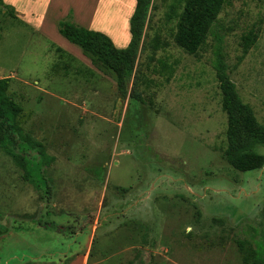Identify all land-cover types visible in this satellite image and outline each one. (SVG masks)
Masks as SVG:
<instances>
[{
  "label": "rangeland",
  "instance_id": "obj_1",
  "mask_svg": "<svg viewBox=\"0 0 264 264\" xmlns=\"http://www.w3.org/2000/svg\"><path fill=\"white\" fill-rule=\"evenodd\" d=\"M117 1H97L109 21L98 24V14L89 21L101 28L90 30L123 49L131 2ZM185 1L153 0L135 64L142 104L98 67L68 75L69 61L30 28L54 18L42 1H4L14 12L0 6V79L10 80L7 95L21 108L19 128L42 145L51 188L46 210L0 149V264L86 255L88 264H243L239 243L264 253V166L240 173L225 161L227 120L212 66L221 39L228 77L264 126V0H224L195 55L174 39ZM41 214L53 227L36 225ZM70 215L80 217L74 232L57 230L77 225Z\"/></svg>",
  "mask_w": 264,
  "mask_h": 264
},
{
  "label": "trees",
  "instance_id": "obj_2",
  "mask_svg": "<svg viewBox=\"0 0 264 264\" xmlns=\"http://www.w3.org/2000/svg\"><path fill=\"white\" fill-rule=\"evenodd\" d=\"M224 0H186L175 32V42L189 55H195L204 44L216 21ZM0 6L14 12L13 8L0 0ZM154 10L153 0H135V7L128 22L129 42L126 48H117L111 39L101 32L87 30L73 22L70 11L58 21V33L69 43L79 47L92 65L109 74L115 82L117 92L142 104L144 100L139 92L143 84V75L135 70L139 53L144 48L145 31L150 25V12ZM254 42L251 35L244 38V53ZM156 48L153 40L151 49ZM57 52H62L57 49ZM212 63L215 78L221 94V109L226 116V148L224 159L237 172L248 173L260 170L264 166V155L257 150L264 148V126L259 124L252 109L244 104L236 87L229 79L227 66L222 55V40H217ZM10 80L0 79V149L10 157L22 172V179L31 184L40 194L46 210L50 209L51 188L44 175V152L41 143L24 133L18 126L17 119L21 108L8 95ZM76 222L78 218L70 215ZM43 214L34 222L42 228L53 227L52 223L42 222ZM55 225L60 232L78 227ZM243 264H264V253L261 249H244ZM69 260L66 264H70ZM25 264H32L26 262Z\"/></svg>",
  "mask_w": 264,
  "mask_h": 264
},
{
  "label": "crops",
  "instance_id": "obj_3",
  "mask_svg": "<svg viewBox=\"0 0 264 264\" xmlns=\"http://www.w3.org/2000/svg\"><path fill=\"white\" fill-rule=\"evenodd\" d=\"M2 1L5 5H7L4 2V1L7 2V0H2ZM12 1L14 0H9L10 3H12ZM39 1H42L44 3V16H46L47 13L51 12L52 17L54 18L51 19V22L48 25L44 24L43 22H39L38 24L34 26L32 25V27L30 28H34L33 30H36V32H38L43 38H45L51 44L50 47L53 48L55 51H57V49L62 51L61 53L59 52V54L65 57L63 60L69 61L68 66L70 68L66 69L67 71H69L68 75L82 76L79 73V70L77 68H81V70L84 72L88 70H91V71L93 70L92 72L97 73L96 70L94 71L91 61L83 54L82 50L76 45L69 43L58 33L56 24L58 21L64 19L67 16V14L71 11L73 15V22L76 25L81 26L87 30L93 29L94 27L101 28L100 26L93 24L94 21H89L97 17L98 14H100L99 15L100 17H98V24L103 25L104 22L109 21L108 18L104 17L105 13L101 14L102 11L97 9L96 3L98 0H39ZM104 1H107V0H104ZM117 2L122 3L121 5L119 4L120 6L122 5L129 6L130 5L129 2H131V10L130 12H127V14L125 15V17L129 19V17H131L133 13L132 7H133V10L135 7V0L133 1L132 0H123V1L118 0ZM81 3H87V4L85 7H82L80 5ZM58 17H62V18L60 20H56ZM125 23H126V26L128 27V20H126ZM102 29L104 30V32L109 34L106 28L102 27ZM128 34L129 33L127 32L126 40L122 44L124 46H126L127 43L129 42L130 36ZM109 35L113 37L111 34ZM113 39L115 40L114 37ZM70 264H88V256L86 255V256H81L76 259H73L70 262Z\"/></svg>",
  "mask_w": 264,
  "mask_h": 264
}]
</instances>
